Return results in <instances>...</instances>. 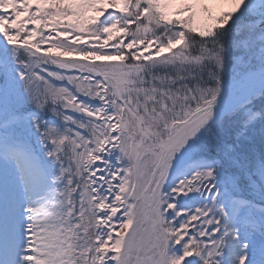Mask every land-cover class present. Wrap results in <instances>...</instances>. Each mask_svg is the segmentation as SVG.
Wrapping results in <instances>:
<instances>
[{
  "label": "snow or ice",
  "instance_id": "1",
  "mask_svg": "<svg viewBox=\"0 0 264 264\" xmlns=\"http://www.w3.org/2000/svg\"><path fill=\"white\" fill-rule=\"evenodd\" d=\"M0 264H264V0H0Z\"/></svg>",
  "mask_w": 264,
  "mask_h": 264
}]
</instances>
